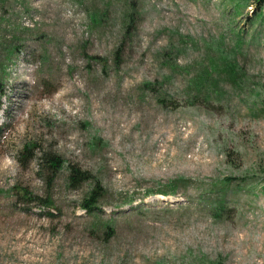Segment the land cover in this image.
I'll return each mask as SVG.
<instances>
[{
    "label": "rangeland",
    "instance_id": "obj_1",
    "mask_svg": "<svg viewBox=\"0 0 264 264\" xmlns=\"http://www.w3.org/2000/svg\"><path fill=\"white\" fill-rule=\"evenodd\" d=\"M263 99L264 0H0V264H264Z\"/></svg>",
    "mask_w": 264,
    "mask_h": 264
},
{
    "label": "trees",
    "instance_id": "obj_2",
    "mask_svg": "<svg viewBox=\"0 0 264 264\" xmlns=\"http://www.w3.org/2000/svg\"><path fill=\"white\" fill-rule=\"evenodd\" d=\"M262 105L264 107V99L262 100ZM41 164L42 166L45 164L48 169L51 170L52 174H56L60 171V169H63L65 166V162L58 156L55 155H43L41 158ZM70 176L72 181L77 182H89L93 177L89 173L81 172L80 170L76 169L75 167L70 168ZM93 189L90 191V203H97L100 201V198L102 196L101 188L98 184V181L96 180L93 183ZM90 205L87 206L89 208Z\"/></svg>",
    "mask_w": 264,
    "mask_h": 264
}]
</instances>
